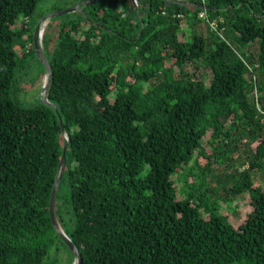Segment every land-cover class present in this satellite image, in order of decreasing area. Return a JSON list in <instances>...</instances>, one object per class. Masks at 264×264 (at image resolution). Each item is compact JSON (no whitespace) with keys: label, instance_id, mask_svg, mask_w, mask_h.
<instances>
[{"label":"trees","instance_id":"16d2710c","mask_svg":"<svg viewBox=\"0 0 264 264\" xmlns=\"http://www.w3.org/2000/svg\"><path fill=\"white\" fill-rule=\"evenodd\" d=\"M41 1L0 0V264H43L58 242L76 259L50 214L61 120L56 217L83 264H264V0H78L42 37L52 106L22 101L18 76ZM198 63L209 84L188 71ZM240 144L248 167L211 187L218 150ZM221 189L249 194L240 225Z\"/></svg>","mask_w":264,"mask_h":264},{"label":"rangeland","instance_id":"374dc122","mask_svg":"<svg viewBox=\"0 0 264 264\" xmlns=\"http://www.w3.org/2000/svg\"><path fill=\"white\" fill-rule=\"evenodd\" d=\"M78 0H43L38 4L35 15L30 19L28 25L31 30H34L35 22H40L44 15V18L54 12L64 11L70 9L77 4H82L83 2H78ZM69 15V14H68ZM66 15L58 16L55 19L57 20H65ZM24 22V18L19 20L18 25H22ZM58 23V22H57ZM36 30V29H35ZM188 29H185L187 31ZM205 27L203 25H198L194 32L200 33L204 31ZM35 33V32H34ZM56 35V31L54 32ZM31 46V45H30ZM259 51L258 43H253L250 46L244 48V52L247 54H251L253 56H257ZM198 69H195L193 65L187 67L189 72H195L200 78L204 79L207 84L210 83L212 78V73L210 70L205 68L201 63H198ZM44 64L39 59L36 54L29 55L25 62L20 65L18 76L21 77L23 82V89L26 90L27 93H21V100L26 102L34 103L37 101L38 96L43 95L44 86L47 83L46 75L43 78L44 74ZM264 97V96H263ZM211 137V133L206 136L203 140V145L209 148L210 153L214 152L213 148L210 147L209 140ZM257 143L253 145V148H256ZM225 148H220L218 153L214 158V169H215V177L214 181H211L209 178V184L211 187H231L232 182H228L227 178L232 173V169H246L248 167V156L247 148L242 144L239 145V150L236 153L227 152L226 154ZM174 180L177 182L178 188L181 190L183 187L182 178H179L175 175ZM253 178L255 182H258L264 188V170L255 171L253 173ZM196 181L195 178H190V182ZM226 183H228L226 185ZM220 201H221V214L227 217L228 222L233 225H240L244 222L247 215H249L253 208L250 204V196L249 194H243L236 198H231L229 202L225 201V192L220 190ZM203 213V212H202ZM203 216L206 215L203 213ZM207 218V217H206ZM43 264H77L76 259L73 258L71 253H69L65 247L58 242L56 246H54L50 252L48 258L44 261Z\"/></svg>","mask_w":264,"mask_h":264},{"label":"water","instance_id":"95a60500","mask_svg":"<svg viewBox=\"0 0 264 264\" xmlns=\"http://www.w3.org/2000/svg\"><path fill=\"white\" fill-rule=\"evenodd\" d=\"M97 1L98 0H90V1H86L84 3L85 4H93V3H96ZM135 2H137V0H135ZM84 3L77 4L76 6L70 8V9H67L64 11L54 12V13L46 16L45 18H43L39 22V24L36 28V32L34 35L36 53L48 71V77H47L48 80H47V83L44 86V90H43V102L45 104H47L48 106H52L48 97H49L51 82L53 80V72H52L50 63L46 59L44 52H43V49H42V37H43L44 31H45V27L47 26L49 21L55 17L63 16V15L70 14V13L76 12V11H83L81 6ZM55 109L57 110L58 107L55 106ZM60 125H61V129H62V133H63L65 139L67 140V144H66V147L64 148L62 160H61V163L59 166L58 176H57L56 183H55V186H54V189L52 192V197H51V202H50V214H51L52 223L54 225L56 232L61 237V239L68 245V247L73 252V254L76 256V263L77 264H83V258H82V255H81L78 247L72 242V240L69 238V236L64 232V230L62 229V227L58 223V220L56 217L57 194H58L59 185L61 183L63 174H64L65 169H66V164H67L66 150H67V145H68V136L66 134V129H65V126H64V123L62 120L60 121Z\"/></svg>","mask_w":264,"mask_h":264},{"label":"built area","instance_id":"2783aa9c","mask_svg":"<svg viewBox=\"0 0 264 264\" xmlns=\"http://www.w3.org/2000/svg\"><path fill=\"white\" fill-rule=\"evenodd\" d=\"M200 18H202V19H207V15H206V13H202V14L200 15ZM211 27H212L213 29H217V23H216V22H212V23H211Z\"/></svg>","mask_w":264,"mask_h":264}]
</instances>
